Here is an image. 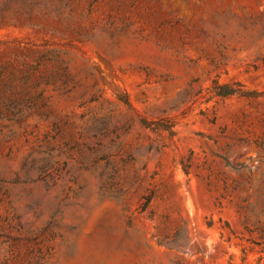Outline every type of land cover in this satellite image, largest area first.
<instances>
[{
  "label": "rangeland",
  "instance_id": "1",
  "mask_svg": "<svg viewBox=\"0 0 264 264\" xmlns=\"http://www.w3.org/2000/svg\"><path fill=\"white\" fill-rule=\"evenodd\" d=\"M0 264H264V0H0Z\"/></svg>",
  "mask_w": 264,
  "mask_h": 264
}]
</instances>
